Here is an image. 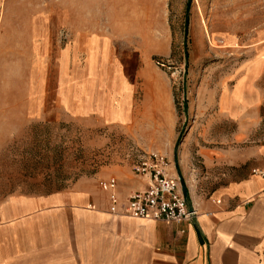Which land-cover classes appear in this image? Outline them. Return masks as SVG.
I'll return each instance as SVG.
<instances>
[{"label":"rangeland","instance_id":"1","mask_svg":"<svg viewBox=\"0 0 264 264\" xmlns=\"http://www.w3.org/2000/svg\"><path fill=\"white\" fill-rule=\"evenodd\" d=\"M101 40L136 87L121 126L101 124ZM263 42L264 0H0V199L101 190L108 168L175 147L197 194L247 173L227 157L264 145V106L248 119L231 98L239 81L261 94Z\"/></svg>","mask_w":264,"mask_h":264},{"label":"crops","instance_id":"2","mask_svg":"<svg viewBox=\"0 0 264 264\" xmlns=\"http://www.w3.org/2000/svg\"><path fill=\"white\" fill-rule=\"evenodd\" d=\"M261 47L259 77L264 75V42ZM122 70L121 59L115 60L101 40V124L121 126L134 117L130 105L136 87ZM260 92L242 97L239 81L231 103L248 110V119L252 107L259 118L264 84ZM96 106L90 95L83 98V110L96 111ZM206 150L196 149L203 164H213L217 159ZM227 158L233 167L252 164L247 173L227 176L202 194L178 168L198 209L195 219L182 223L125 215L124 199L144 188L145 179L123 166L104 172L117 180L119 202L113 208L108 193L88 177L48 193L8 194L0 199V264H264V176L251 173L252 168L264 170V145Z\"/></svg>","mask_w":264,"mask_h":264},{"label":"built area","instance_id":"3","mask_svg":"<svg viewBox=\"0 0 264 264\" xmlns=\"http://www.w3.org/2000/svg\"><path fill=\"white\" fill-rule=\"evenodd\" d=\"M131 170L138 177L145 179V187L126 196L123 204L125 215L165 224L182 223L196 218L198 209L193 204L188 205V197L183 194L172 158L158 150H150L132 163ZM251 173L264 176V170L259 168H252ZM100 185L101 189L108 193L113 208L119 202L116 178H102Z\"/></svg>","mask_w":264,"mask_h":264},{"label":"water","instance_id":"4","mask_svg":"<svg viewBox=\"0 0 264 264\" xmlns=\"http://www.w3.org/2000/svg\"><path fill=\"white\" fill-rule=\"evenodd\" d=\"M174 158H175V166H176V170H177V174H178V177H179V180L181 181V187H182V191H183V194L187 197V186L186 184L183 182V177L177 167V147H175V150H174ZM188 205L191 206V202L189 201L188 199Z\"/></svg>","mask_w":264,"mask_h":264}]
</instances>
